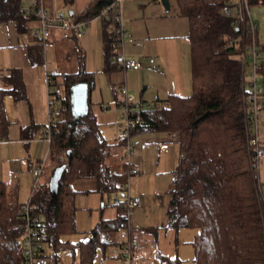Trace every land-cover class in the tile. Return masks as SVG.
<instances>
[{
	"label": "trees",
	"instance_id": "obj_1",
	"mask_svg": "<svg viewBox=\"0 0 264 264\" xmlns=\"http://www.w3.org/2000/svg\"><path fill=\"white\" fill-rule=\"evenodd\" d=\"M114 1L92 0L83 12L73 16L91 22ZM176 1L180 15L189 21L192 92L189 96L172 95L160 108L134 106L140 121L120 145L126 147L128 140L143 133H163L177 139L180 156L167 192L168 226L177 230L197 229L192 241L194 264H264V183L255 178L249 160L240 60L243 41L229 46L230 38L241 37V32L233 26V18L222 12L225 0ZM22 2L0 0V22H14L18 32L28 31V23L34 19L22 14ZM115 27L112 17L103 19L108 72L120 69L113 59ZM36 40L29 49L32 64L44 62L45 43ZM22 76L19 68L10 69L4 79L10 88L0 89V140L7 137L10 124L6 96L24 98ZM56 76L59 75H53V82L62 89L61 114L54 126L58 133H54L50 143L49 160L55 167L63 163H68V167L55 197L48 185L34 189L33 213L44 219V241L49 248L45 257L57 263L60 252L70 249L73 264H94L98 251L104 253L111 245L109 237L127 225L119 216L122 207L117 206L116 218L101 219L88 241L72 243L63 239L77 232L78 191L74 184L90 179L101 194H122L132 168L125 159L122 170L114 171L109 162L113 145L101 133L93 113L88 110L78 117L73 111L71 88L84 82L90 90L94 75L82 65L76 74L60 75L61 81ZM23 205L11 195L6 184L0 183V264H23L19 218ZM173 263L178 261H169Z\"/></svg>",
	"mask_w": 264,
	"mask_h": 264
},
{
	"label": "crops",
	"instance_id": "obj_2",
	"mask_svg": "<svg viewBox=\"0 0 264 264\" xmlns=\"http://www.w3.org/2000/svg\"><path fill=\"white\" fill-rule=\"evenodd\" d=\"M43 1L51 13L63 12L70 15L72 12V16H76L92 0ZM169 2L168 13L161 0H123L124 26L130 33V37L125 39L124 50L127 58L143 63L140 70L106 71L102 19L89 22L82 38L72 36L65 39L61 31L53 30L45 42L44 62L40 64H32L29 57L30 47L38 42L33 31L39 26V21L32 19L26 32H18L14 22H0V89L10 88L4 79L13 68L22 71L25 87L24 98L16 100L12 95L5 98L6 116L10 124L7 137L0 140V183L6 184L11 195L19 202L25 204L28 197V201H31L34 193L32 171L37 163H44L38 186L49 187L55 168L49 160L50 143L44 136L47 122L44 72L59 75L55 78L61 81L62 75L76 74L83 65L86 72L94 75L86 112L90 110L93 113L101 133L113 145L109 162L116 172L122 170V163L128 159L126 147L120 145L124 114L121 88L128 89L134 106L142 105L144 108L160 105L172 95L191 94L189 21L180 15L176 0ZM66 3L71 4L67 12L62 9ZM26 5L27 1L23 0L21 8ZM46 49L49 50L47 59ZM108 113L113 115L108 116ZM82 115L77 114L78 117ZM258 134L264 139V110L259 114ZM130 145L132 155L128 164L132 169H137L138 173L131 174L127 184L130 195L142 199L140 206L134 208L133 224H129L128 237L133 245V264H169V261H176V257L164 252L159 245L160 230L162 226L169 224L168 211L164 223L160 224L155 219H141V210L145 211L147 208V213L149 205L156 206L158 199L163 196L167 199L165 206H168L167 192L171 182L167 189L161 188L160 178L171 176L172 180L180 156L177 139L163 133H143L132 137ZM160 166L164 170H159ZM260 181L264 183V159L260 164ZM74 186L78 191L75 197L77 225L84 224V229L79 232L84 233L82 235L86 238L75 242L77 243L88 241L91 230L101 219L113 220L118 211L113 203L116 194L97 192L90 179L77 180ZM146 197H149L148 202ZM149 228L157 230H148ZM115 234L111 237L107 235L111 245L102 253L101 264H117L111 253L112 245L119 239V235L117 237ZM149 242L153 251L147 255L145 248Z\"/></svg>",
	"mask_w": 264,
	"mask_h": 264
},
{
	"label": "built area",
	"instance_id": "obj_3",
	"mask_svg": "<svg viewBox=\"0 0 264 264\" xmlns=\"http://www.w3.org/2000/svg\"><path fill=\"white\" fill-rule=\"evenodd\" d=\"M27 5L21 8L22 14L26 17H32L39 21V26L34 29L33 36L45 43L51 36L53 30L62 32V36L68 39L72 36L82 38L88 29L89 22L78 20L69 14L63 12L51 13L47 10L43 0H26ZM222 12L226 16L233 18V26L241 32V37H232L229 40V46L241 43L240 60L242 71V87L245 92L243 96L244 121L247 135V144L249 151V160L254 171L256 179L260 180V164L264 159V139L258 134L259 114L264 110V54L257 41L258 24L252 18L250 0H225ZM112 17L116 23L112 35V48L114 52V61L122 70H140L143 63L127 58L124 50V43L130 33L126 30L123 21V0H115L114 3L105 9L96 19ZM153 63V60H151ZM47 83V101H48V123L44 128V136L51 143L54 133V126L60 117V99L62 89L53 82V73H46ZM121 94L124 98V124L121 130V139L126 140L140 117L134 111L132 97L126 87L121 88ZM160 108V105H152L148 108ZM132 155L130 141L126 144V158ZM44 163L36 164L32 171L34 189L38 186L39 178L42 174ZM138 173L137 169H132L131 174ZM261 182V181H260ZM264 195V189H263ZM142 202L141 197H132L130 195L129 184L124 187L122 194L115 195L113 203L115 206H121L122 210L119 216L126 221L127 230L129 227L130 211ZM21 221V250L23 255V264H52L44 256L46 244L44 237L46 227L42 216L33 213L31 201H27L19 212ZM112 258L117 264H133L134 251L133 245L128 237V231H122L111 247Z\"/></svg>",
	"mask_w": 264,
	"mask_h": 264
},
{
	"label": "rangeland",
	"instance_id": "obj_4",
	"mask_svg": "<svg viewBox=\"0 0 264 264\" xmlns=\"http://www.w3.org/2000/svg\"><path fill=\"white\" fill-rule=\"evenodd\" d=\"M71 8V4L66 3L63 11L67 12ZM251 13H252V18L257 22L258 24V32H257V41L260 47L263 49V54H264V0H260L259 3L251 5ZM35 25H38L37 23ZM45 52V50H44ZM49 50L46 49V59L49 56ZM45 54V53H44ZM44 70V69H43ZM44 83H45V88H46V112H47V122L48 123V101H47V83H46V72H44ZM109 115H113L112 113H108ZM124 124V120H123ZM45 125V126H46ZM158 134V133H157ZM159 170H164V167L160 166ZM171 176L163 177L160 178L161 182V188L167 189L169 187V184L171 182ZM30 197H28L29 199ZM26 199V202L28 201ZM148 202L149 197L145 198ZM167 204V199L165 196H163L161 199H158L157 205H149L148 212L147 208H145V211L139 209L142 211L141 214V219L144 218L145 220L151 221V220H158L160 224L164 223V220L167 215V207L165 206ZM135 209H132L130 211V217H129V224H133V212ZM144 212V213H143ZM108 211L106 212V215H108ZM138 216H135V220L137 221ZM80 221V220H79ZM168 224V222H167ZM86 225V224H85ZM130 226V225H129ZM84 224L77 225V232L68 236H65L63 239L70 240L72 242H76L80 239L84 240L86 239L82 235L84 233L79 232L83 230ZM87 227V226H85ZM88 228V227H87ZM122 231H128L127 228L122 229ZM121 231V232H122ZM121 232H117L115 236L118 237ZM198 233L197 229H180L177 230L175 228H171L168 225L162 226L160 230V239H159V245L162 247L164 252H167L170 256H175L178 264H194L193 260L195 257L194 253V247L192 245V241L195 238V235ZM135 237V236H134ZM149 241L151 240V235L148 236ZM46 252L49 251V248L46 247ZM153 251L151 242L148 243L147 247L145 248V253L151 254ZM60 259H59V264H72L74 260V255L73 252L70 249H66L60 252L59 254ZM79 253L76 254V261H78ZM101 259H102V251H98L96 260L94 264H101Z\"/></svg>",
	"mask_w": 264,
	"mask_h": 264
},
{
	"label": "water",
	"instance_id": "obj_5",
	"mask_svg": "<svg viewBox=\"0 0 264 264\" xmlns=\"http://www.w3.org/2000/svg\"><path fill=\"white\" fill-rule=\"evenodd\" d=\"M161 2L166 8V11L169 13L170 12L169 0H161ZM70 15L72 16V12H70ZM71 92H72V106L74 113L76 115L77 114L84 115L88 106V94H89L88 84L84 82L78 83L71 88ZM68 155H69V160H71L72 159L71 152H68ZM67 167H68V163H63L59 166H56L53 170L48 188L50 194L53 195L54 197L58 194L59 183Z\"/></svg>",
	"mask_w": 264,
	"mask_h": 264
}]
</instances>
